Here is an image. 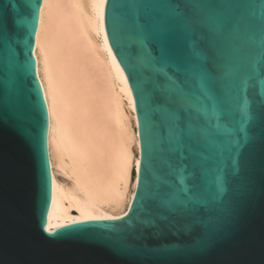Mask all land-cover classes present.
Segmentation results:
<instances>
[{"label": "snow or ice", "instance_id": "snow-or-ice-1", "mask_svg": "<svg viewBox=\"0 0 264 264\" xmlns=\"http://www.w3.org/2000/svg\"><path fill=\"white\" fill-rule=\"evenodd\" d=\"M108 2L102 0L101 7ZM41 12L39 0H13L0 8V126L26 142L32 139L28 126L33 109L22 76L32 67L31 42ZM134 22L140 37L135 54L153 69L143 92L150 103L167 110L174 125L171 143L165 136L157 147L160 163L154 161L143 194L141 190L134 194L140 212L151 218L137 219L150 224L153 231L133 233L109 225L106 229L111 231L87 239L112 256L133 255V242L147 239L163 242L156 247L162 251L155 254L206 258L219 242L231 238L241 209L255 194L256 184L249 172L253 157L259 155L264 166V70L259 75L249 71L235 79L225 78L208 39L231 27L222 14L173 0L165 14L151 17L140 13ZM113 35L118 40L122 35L117 9ZM25 47L29 57L22 61ZM188 80L207 90L206 110L185 109ZM41 89L37 84V96ZM43 106L41 102L40 108ZM134 176L141 186L140 161ZM42 231L49 237L58 234L50 224Z\"/></svg>", "mask_w": 264, "mask_h": 264}, {"label": "water", "instance_id": "water-1", "mask_svg": "<svg viewBox=\"0 0 264 264\" xmlns=\"http://www.w3.org/2000/svg\"><path fill=\"white\" fill-rule=\"evenodd\" d=\"M44 0H39L43 5ZM13 0H0V8ZM37 3L38 0H32ZM190 6L202 7L206 12L219 13L231 21L226 31L209 36V44L216 55V65L225 78L235 79L244 72L264 70V0H181ZM173 0H109L104 7V29L109 49L124 70L135 100L140 139V175L142 185L135 194L144 192V182L153 170L154 161L160 163L157 147L167 136L169 143L174 125L166 109L154 106L143 92L149 83L151 66L135 54L139 47V34L135 17L143 13L157 17L165 14ZM114 9L119 10L122 35L112 36ZM39 18L34 26L31 42V70L24 73L22 83L32 118L27 142L10 129L0 126V264H264V166L259 155L253 157L249 169L256 184L255 194L241 209L239 221L230 239L218 243L206 258L177 257L155 254L162 250L163 242H133V255L112 256L90 243L87 237L97 232H108L109 225L122 226L129 232L145 234L153 231L141 220L151 218L140 212L133 200L123 220H98L56 228V207L53 192L52 168L48 135L50 115L43 88L39 96L35 89L41 82L34 55ZM29 50L22 49L20 59L27 61ZM0 79H3L0 74ZM35 79L36 83H33ZM264 85V80L261 81ZM186 110L199 112L207 109L208 94L203 87L186 81L184 92ZM43 102V108L40 104ZM135 173V171H134ZM50 224L58 233L49 237L42 227ZM79 230V231H78ZM142 244V245H141Z\"/></svg>", "mask_w": 264, "mask_h": 264}, {"label": "bare ground", "instance_id": "bare-ground-1", "mask_svg": "<svg viewBox=\"0 0 264 264\" xmlns=\"http://www.w3.org/2000/svg\"><path fill=\"white\" fill-rule=\"evenodd\" d=\"M101 3L44 0L40 14L34 55L50 115L56 228L125 217L137 188L135 100L109 49Z\"/></svg>", "mask_w": 264, "mask_h": 264}]
</instances>
